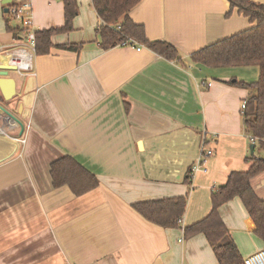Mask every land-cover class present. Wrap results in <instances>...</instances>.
<instances>
[{"label": "crops", "instance_id": "0c3cea01", "mask_svg": "<svg viewBox=\"0 0 264 264\" xmlns=\"http://www.w3.org/2000/svg\"><path fill=\"white\" fill-rule=\"evenodd\" d=\"M12 2L0 0V65L22 39L6 30V22L18 25L8 15ZM76 2L73 30L54 34L50 52L33 57L35 75L9 72L11 101L0 93L17 119L0 133V264H218L203 235L183 240L182 229L156 226L132 206L187 197L182 227L190 226L209 214L214 188L247 171L249 157H264L256 144L250 153L243 130L249 93L229 85L256 82L258 67L189 59L250 28L249 19L228 0H142L131 20L149 41L175 47L177 62L145 47L101 49L91 0ZM31 5L34 31L64 26L62 0ZM70 45L82 47L63 48ZM203 149L214 154L192 172ZM66 155L96 176V189L75 196L52 187L49 165ZM251 186L264 201V172ZM219 215L243 259L264 250L238 198Z\"/></svg>", "mask_w": 264, "mask_h": 264}, {"label": "trees", "instance_id": "16d2710c", "mask_svg": "<svg viewBox=\"0 0 264 264\" xmlns=\"http://www.w3.org/2000/svg\"><path fill=\"white\" fill-rule=\"evenodd\" d=\"M64 5V26L59 29L35 32V55L48 54L52 48L51 37L73 30V20L78 14L76 0H62ZM142 0H91L100 24L96 29L99 45L103 50L134 41L168 61L178 62V51L164 41H149L141 25L135 24L130 13ZM230 9L236 8L246 16L251 27L231 37L222 39L190 55V62L207 68H228L256 66L259 76L256 82L246 84L229 82V85L248 90L241 111L243 130L254 145L264 152V7L248 0H228ZM9 15V13H8ZM10 16V15H9ZM6 30L17 36L24 32L17 25ZM82 45L66 46L65 50L78 52ZM1 100V99H0ZM126 111L128 106L125 105ZM250 168L245 172H232L222 186L212 190L211 210L202 220L182 227L187 208V197L142 202L132 208L148 222L164 229H182L183 240L203 235L214 253L218 264H243V258L232 241L228 229L222 222L219 209L238 198L251 222L253 233L264 246V201L252 189L251 181L264 172V157L247 159ZM49 175L54 189L67 187L75 196H81L98 187V179L70 156H62L49 165ZM189 178V177H188Z\"/></svg>", "mask_w": 264, "mask_h": 264}, {"label": "built area", "instance_id": "2783aa9c", "mask_svg": "<svg viewBox=\"0 0 264 264\" xmlns=\"http://www.w3.org/2000/svg\"><path fill=\"white\" fill-rule=\"evenodd\" d=\"M12 1L13 2L8 9V13L13 21L18 23L24 33L22 34L21 43L18 45V47L6 50L4 51V53L7 57H9L8 65L15 67L16 73L22 76L35 75L33 70V57L35 56L36 31H34L32 23L31 0ZM121 46L132 47L137 51H140L142 49V47L134 41L124 42ZM207 86H210V84ZM244 109L245 102L243 101L241 105V111H243ZM11 121V118L0 112V133H4V127L11 128L12 125H14L12 124L13 121ZM16 141L20 144H23L25 142L24 139H16ZM213 154L214 153L212 150L203 149L200 157L194 164L191 171L198 172L202 170L204 161L208 157L213 156ZM243 264H264V250H260L243 259Z\"/></svg>", "mask_w": 264, "mask_h": 264}, {"label": "water", "instance_id": "95a60500", "mask_svg": "<svg viewBox=\"0 0 264 264\" xmlns=\"http://www.w3.org/2000/svg\"><path fill=\"white\" fill-rule=\"evenodd\" d=\"M16 68L10 65H0V93L2 99L6 102L11 101L15 97V81L8 77L9 72H15ZM0 112L7 117L16 120L17 119L10 114L5 108L0 105ZM254 144L250 146V153L253 154Z\"/></svg>", "mask_w": 264, "mask_h": 264}, {"label": "rangeland", "instance_id": "374dc122", "mask_svg": "<svg viewBox=\"0 0 264 264\" xmlns=\"http://www.w3.org/2000/svg\"><path fill=\"white\" fill-rule=\"evenodd\" d=\"M248 91V90H247ZM249 95V94H248ZM241 105H242V103H241ZM240 111H241V106H240Z\"/></svg>", "mask_w": 264, "mask_h": 264}]
</instances>
